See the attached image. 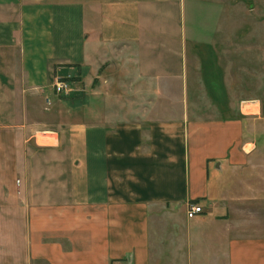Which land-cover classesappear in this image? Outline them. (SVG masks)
Instances as JSON below:
<instances>
[{
    "label": "crops",
    "instance_id": "0c3cea01",
    "mask_svg": "<svg viewBox=\"0 0 264 264\" xmlns=\"http://www.w3.org/2000/svg\"><path fill=\"white\" fill-rule=\"evenodd\" d=\"M189 1L0 0V264H264V106Z\"/></svg>",
    "mask_w": 264,
    "mask_h": 264
},
{
    "label": "rangeland",
    "instance_id": "374dc122",
    "mask_svg": "<svg viewBox=\"0 0 264 264\" xmlns=\"http://www.w3.org/2000/svg\"><path fill=\"white\" fill-rule=\"evenodd\" d=\"M186 4L190 24L196 9L193 30L199 38L219 43L218 55L228 67L234 88L243 91L237 98L239 105L243 99L244 105L259 102L264 106V0H200L194 9L191 1ZM190 24L185 21L187 39ZM56 96L67 103L74 101L68 95Z\"/></svg>",
    "mask_w": 264,
    "mask_h": 264
},
{
    "label": "built area",
    "instance_id": "2783aa9c",
    "mask_svg": "<svg viewBox=\"0 0 264 264\" xmlns=\"http://www.w3.org/2000/svg\"><path fill=\"white\" fill-rule=\"evenodd\" d=\"M52 91L56 95H68L73 89L80 86L79 82L76 81L72 75L66 76H55L52 81ZM51 103L50 97L46 98V104ZM245 102H243L244 104ZM45 134V133H44ZM202 212V207L195 203H188L186 213L188 217H192L197 213Z\"/></svg>",
    "mask_w": 264,
    "mask_h": 264
}]
</instances>
